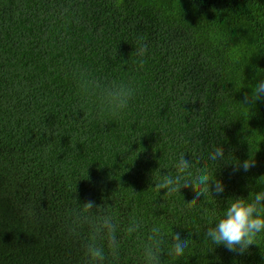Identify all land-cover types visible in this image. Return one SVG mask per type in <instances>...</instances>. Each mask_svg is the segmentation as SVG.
I'll return each instance as SVG.
<instances>
[{
  "label": "trees",
  "instance_id": "1",
  "mask_svg": "<svg viewBox=\"0 0 264 264\" xmlns=\"http://www.w3.org/2000/svg\"><path fill=\"white\" fill-rule=\"evenodd\" d=\"M80 66L101 84L139 83L126 113L78 97ZM260 79L264 0H0V264H87L104 214L122 226L119 257L106 264H137L152 223L180 232L264 189V99L241 104ZM193 145L223 147L229 159L214 175L224 192L194 204V188L157 195V171ZM249 158L255 167L233 171ZM133 219L144 229L130 237ZM184 231L195 246L175 264H264V236L238 255L206 245V227Z\"/></svg>",
  "mask_w": 264,
  "mask_h": 264
},
{
  "label": "clouds",
  "instance_id": "2",
  "mask_svg": "<svg viewBox=\"0 0 264 264\" xmlns=\"http://www.w3.org/2000/svg\"><path fill=\"white\" fill-rule=\"evenodd\" d=\"M148 51L146 43H141L136 49V56L143 58ZM73 82L78 97L85 103H91L100 113H106L113 118H119L135 101L140 91L137 81H114L101 84L95 76L83 66L77 67L73 74ZM256 100L264 99V79H260L252 88L251 97L245 95L243 106ZM198 131V130H197ZM128 148V146H127ZM190 153L192 159H185V153ZM137 155V154H136ZM136 157V156H135ZM222 146H214L211 151L198 150L194 145L189 151H180L173 154L166 174L157 171V179L152 187L158 195L163 190V197L172 198L180 196L181 189L194 188V201L206 194H222L225 185L214 173L220 161L227 162ZM255 167L251 158L233 165V171L244 172ZM88 212L98 206L93 201L83 204ZM192 225L197 233L202 227L206 245H223L229 252L243 255L249 246L256 244L258 237L264 236V189L251 194L248 198L235 197L227 201L223 211L214 213L202 224L189 221L181 226V231L172 233L163 223L154 222L147 228L143 239L139 240L136 249L137 264H175L195 246L192 231H184ZM121 224L113 214H104L93 225V234L85 244L87 264H106L108 254L114 259L119 257L122 242L120 238ZM144 224L139 219H133L123 226L128 236H135L143 232ZM98 238L103 243L98 242ZM166 254L170 260H162L161 255Z\"/></svg>",
  "mask_w": 264,
  "mask_h": 264
}]
</instances>
